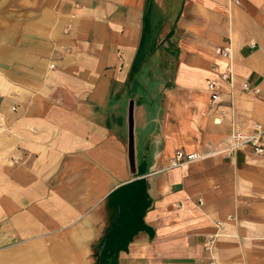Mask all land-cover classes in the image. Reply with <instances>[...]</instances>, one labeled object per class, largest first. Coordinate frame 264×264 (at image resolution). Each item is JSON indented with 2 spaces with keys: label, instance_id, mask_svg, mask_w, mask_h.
<instances>
[{
  "label": "crops",
  "instance_id": "obj_1",
  "mask_svg": "<svg viewBox=\"0 0 264 264\" xmlns=\"http://www.w3.org/2000/svg\"><path fill=\"white\" fill-rule=\"evenodd\" d=\"M258 123L264 0H0V264H264Z\"/></svg>",
  "mask_w": 264,
  "mask_h": 264
},
{
  "label": "built area",
  "instance_id": "obj_2",
  "mask_svg": "<svg viewBox=\"0 0 264 264\" xmlns=\"http://www.w3.org/2000/svg\"><path fill=\"white\" fill-rule=\"evenodd\" d=\"M216 52L224 55H229L230 46L224 45L217 47ZM221 78L225 81H228L231 85V77L228 73L223 72L221 74ZM207 88L210 93L211 104L212 105L217 104L221 100L220 99L221 85L216 80L210 79L208 81ZM242 89L253 90L254 92H258L257 89L255 88L252 89L247 83L242 84ZM214 121L219 123L220 119L215 118ZM263 133H264V128L260 123L256 124L254 131L251 133H245L241 130L232 131L229 135L231 146L233 147L247 146L249 147L250 151H252L256 155L264 156V144H262L261 141ZM199 156L200 155L197 153L185 154L180 150H176L174 155L170 159L169 166L181 165L182 163L195 159ZM206 248L208 249L209 245L206 246Z\"/></svg>",
  "mask_w": 264,
  "mask_h": 264
},
{
  "label": "water",
  "instance_id": "obj_3",
  "mask_svg": "<svg viewBox=\"0 0 264 264\" xmlns=\"http://www.w3.org/2000/svg\"><path fill=\"white\" fill-rule=\"evenodd\" d=\"M131 110L129 111V127H130V133H129V158H130V163L132 164V132H131Z\"/></svg>",
  "mask_w": 264,
  "mask_h": 264
},
{
  "label": "bare ground",
  "instance_id": "obj_4",
  "mask_svg": "<svg viewBox=\"0 0 264 264\" xmlns=\"http://www.w3.org/2000/svg\"><path fill=\"white\" fill-rule=\"evenodd\" d=\"M2 63V62H1ZM47 65V64H46ZM78 241V240H77ZM38 247V246H37ZM67 247V246H66ZM31 250V249H30ZM23 251V250H22ZM29 251V250H28ZM24 252V251H23ZM35 252V251H34ZM43 252V251H42ZM14 261V260H13ZM19 261V260H18ZM34 261V260H33ZM10 263V262H9ZM12 263V262H11ZM71 263V261H70ZM80 263V262H79ZM15 264V263H14Z\"/></svg>",
  "mask_w": 264,
  "mask_h": 264
}]
</instances>
